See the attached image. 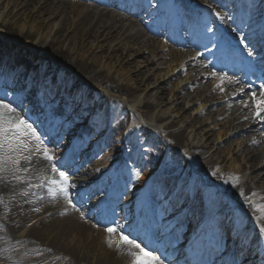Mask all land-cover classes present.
<instances>
[{
  "label": "bare ground",
  "instance_id": "obj_1",
  "mask_svg": "<svg viewBox=\"0 0 264 264\" xmlns=\"http://www.w3.org/2000/svg\"><path fill=\"white\" fill-rule=\"evenodd\" d=\"M139 1L143 4L147 2V0ZM188 1L200 2L202 0ZM13 2L14 7L21 10V14L30 16L29 22L31 23L28 25L30 27L25 29L23 28L24 24L14 26L4 23L3 21L5 18H8V14L12 10L5 13L3 19L0 21V25L3 28V38H0V64L3 59L7 58L15 66L21 65L27 68L33 64L28 58L34 60L39 58L41 61L47 63L48 70L53 68V64L66 66L69 70L73 71L71 73H76L94 84L101 85L107 91L124 96L125 98L122 99L125 100H132L131 98H134L142 90V87H139L141 84L145 88L148 84H151L147 74L153 69L152 65L154 63L153 60H149L148 58L143 60L135 59L133 61L134 74L137 76V81L135 80L133 86L126 82L118 83L115 78L107 77L106 74L95 70V62H97L98 58H106V70H109L114 65L112 60L120 59V61L126 60V62L129 60L130 53L123 55V57H121L122 53L121 55H114L112 53L111 49L113 48L110 45L115 40H118L119 43L120 41L128 43L130 46L128 48L137 47L139 49L140 47H146L150 50L154 48L152 39L149 40L140 29H134L135 23L126 22L121 15L103 8L100 10L92 6L84 9V5H80L81 2L77 3L78 5L70 4L68 0H13ZM124 4L126 3L124 2ZM192 8L194 7L192 6ZM238 8L240 10L236 14ZM208 10H203L198 14L200 15L197 21L198 24H209L210 12ZM257 10V0H247L239 6H229L227 15L231 17V22L238 24L243 29L250 28L256 31L258 26H255V23L260 20ZM13 14L16 15V12ZM220 21L222 22L221 19ZM44 22L50 26L49 32L43 35V37L35 36L34 34H38L35 31L40 30ZM201 37L197 32H194V35H189L187 40L189 43L194 42L199 47L198 40H200V43L203 40ZM93 44H95V48H93L90 57L88 56L84 59L78 58L77 55L73 56L75 52L83 53L86 51L85 48L87 49ZM20 46H25V48H21ZM201 47L207 48L209 44H201ZM137 48L136 53L139 52ZM225 48H229V46ZM248 51L245 48L243 55L245 60L251 61L253 55L248 59ZM141 54L143 53L141 52ZM170 54L173 57L175 65L178 64L177 60L179 58L185 57V51L182 50H178L177 52L170 49ZM190 54V59L183 65V69L189 67L193 75H197L202 71L200 67H204V62L198 60L194 52L191 51ZM192 57H195V59H191ZM48 60L51 64L48 63ZM118 70L120 73H123L124 68L119 67ZM143 71L146 72L142 73ZM11 78L14 77L7 76V79L5 78L6 80L4 81L7 82ZM60 79L61 85L63 84L62 86H64V91L67 90L66 96L74 102L80 104L79 102L84 100L85 102L93 103V101L96 102L98 99V95L93 91L89 92V88L84 87L81 83L75 80H68L63 74ZM155 88V93L151 96L153 100L147 99L138 105L141 116L143 118L149 117L148 120L152 124V126L148 125L149 128L137 121L135 116L130 115L131 113L126 110V106L123 105L121 100L107 99V101L103 102L106 118L125 111V114L128 115L118 120L115 125L117 129L122 130L132 125V128H135L132 133L134 138V135L137 136V131H142L149 137L151 142L163 143L165 144L164 148L168 147L167 151L161 154L159 152V148L161 147L156 146V151L148 154L147 158L158 163L161 155H163L162 174H159L157 178L165 180V189L179 186L176 197L179 200L184 199L185 205L188 206L185 216L202 219L207 207L208 214H215L210 231L212 235L220 234L221 229L230 232L231 235L238 237L241 241L240 245L246 247L249 251H258L261 248V258L264 259L262 232L259 227L255 226V220L264 226V213L261 211L255 213L254 220L248 214L241 212L238 206L218 212V209H223L228 204L231 205L228 199L248 201L251 199V195L248 194L252 190L263 188L264 165L259 169V172L252 171V186L246 183H226L223 185L221 192L226 195V199L221 198L220 194L214 189H205L189 181L190 178L189 176L187 178V175L191 170L197 171L205 183L219 181L221 175L219 172L214 171L213 164H208L207 161L204 162V165L193 163L188 165V167L180 162L179 157L176 155L177 149L181 150L184 147H189V144H186L187 140L184 139V129L179 127L172 129L176 124L173 125V122H165L170 116L165 118L153 116L152 110L168 99L162 86H158V89L157 86ZM239 88L241 87H236L231 83L226 85L222 94L217 96L221 99H226L227 104L223 108L213 109L214 111L210 112L209 115L213 114L211 117H214L220 115L222 113L221 110H228L230 114V133L238 130L241 134L246 132L253 134V138L255 137L257 143H253L252 141L250 144H245L243 148H245L246 155L249 156L250 169H254L264 157L258 151V148L261 146L260 144L264 142V122L253 118L252 112L254 109L251 105L249 107L243 106V101L250 100V96L249 98L238 99L242 93H238L236 96L232 95ZM172 90L175 91V97L173 96L175 101L178 98L183 101H189L192 93H202L205 97L204 102H207L209 106H213V99L217 100L215 98V88L211 85L204 87L203 84L198 83L194 79L179 81L174 84ZM29 91L30 88L27 89V93ZM51 92L52 95L58 93L57 90H52ZM99 95L102 96L101 94ZM144 98L146 99V97ZM3 100L5 103H10L8 98H4ZM18 101H21V99ZM176 104L178 105V103ZM19 105L18 102L12 105L14 112L7 114L9 118H19ZM32 109L36 111L40 108L34 107ZM97 117L98 122L105 124L100 116ZM207 117L208 119L210 118L209 116ZM156 122L160 125L153 126ZM197 123H199V119H196L191 127H194ZM154 131H157V133ZM211 143L213 144V141ZM67 146L69 145L66 144V148ZM263 147L264 145L261 148ZM43 150L28 145L27 148L7 151L6 154L18 162L12 163L8 161L0 163V262L2 264H131L132 257L128 255L129 249L126 245H121L120 248H117L115 244L109 246L107 243L109 234L105 229H94L89 226L78 215L79 212L69 206L67 198L59 191V186H53L51 183H48L50 179H58V174L52 173L51 164L44 158ZM63 150L61 146L60 151ZM205 151V144L191 145L188 155L192 158H197L203 155ZM84 159L72 164L69 167V171L75 172L77 176L76 182H84V185H86L89 182H94L95 177L81 176L86 174L85 169L82 167ZM111 163V160H108L104 162V165L108 167ZM127 163L122 167L127 174V179L129 176L133 177V179L134 177L136 178L137 173L140 171L138 169L140 168L131 171ZM151 173L147 175L139 173L138 177L143 178V183L139 186L144 187L149 185ZM93 184H98V182H94ZM72 186L67 188L68 196L72 192V189L77 188L76 185ZM81 186L78 185V187ZM192 186L193 188H191ZM53 192H55V195L52 194ZM241 192H243V195H241ZM185 207L172 206L171 216L173 217L175 214H178L176 218L177 222L179 221L180 211L183 208L185 209ZM35 209H39V211ZM49 209H56L58 213H47ZM134 219L136 220L137 218ZM31 221L32 223H30ZM28 223L30 224L26 226ZM194 226H189L185 223V228L188 232L186 237L187 242H194L196 231L198 233L202 232L201 227L197 230V226ZM73 235V238H77V242L83 241V244L81 245L74 240H69V237ZM161 236L159 235L157 238H161ZM111 238L115 240L118 239V236L113 234ZM229 252L230 250L226 249L225 252H222L221 256H227ZM248 259L246 257L241 261L246 262ZM163 264L167 263L163 261Z\"/></svg>",
  "mask_w": 264,
  "mask_h": 264
},
{
  "label": "rangeland",
  "instance_id": "obj_2",
  "mask_svg": "<svg viewBox=\"0 0 264 264\" xmlns=\"http://www.w3.org/2000/svg\"><path fill=\"white\" fill-rule=\"evenodd\" d=\"M166 2L168 0H165ZM185 4L187 5L186 7L193 6L196 9L202 8L206 10L207 8L211 9H219L221 14H219L224 22L226 23V26L230 29L231 33H234V31H237L236 26L230 22L228 23V17L226 16V9L221 5L219 8L217 6V3L215 0H202L198 2H192L189 3L187 0H183ZM219 2H228L232 6L236 5L238 1L240 0H218ZM70 4H77L78 2L76 0H68ZM154 4V6L158 5L157 0H151ZM202 2V3H201ZM170 4L174 5V0L169 1ZM14 2L13 0H0V21L3 19V16L5 13L9 10H12L10 14H8V18H5L3 21L4 23H9L10 25L14 26H19V25H25L23 28H29L30 23L29 22V17L30 16H25L21 14V10L18 8L14 7ZM79 4V3H78ZM77 4V5H78ZM80 5H84V9L87 7H92L94 5H91L90 3L87 4L86 2L80 3ZM181 4H178V7H180ZM98 6V5H97ZM70 7V5H69ZM101 8V6H99ZM184 9L185 7L182 6ZM99 9V8H98ZM106 10H110L116 14H120L118 10H115L114 8H108L104 7ZM192 9V8H191ZM101 10V9H100ZM16 12V15L13 13ZM15 17V18H14ZM71 18V17H70ZM128 18V17H126ZM127 22H130L127 20ZM134 23V21H132ZM138 23V22H137ZM1 26V25H0ZM13 26V27H14ZM136 30L140 29L141 32L146 34L147 38L149 40L152 39L154 42V48L147 49L146 47H140L139 49L137 47H130L128 43L124 41L118 42V40H115L111 42L110 47L113 48L112 53L115 55H126L128 53L131 54L129 57V60L126 62V60H112L113 66L110 67L109 70H106L105 68V63H106V58H98L97 62H95V70L100 71L104 74L107 75V77L110 78H115L118 83H123L126 82L130 85H134V82L136 80V75L133 61L136 60H143L145 58H148L149 60H153V69L148 72V77L150 78L151 84H148V86L145 88L143 84H141L142 90H140L134 98H131L132 100H125L122 98H125L124 96H119L111 91H107L105 88H103L101 85L94 84L93 82H90L86 78L77 75L76 73H71L73 71L69 70L66 66H59L57 64H53V68L48 70L47 68V63L41 61L39 58L30 59L32 61V65L28 66L27 68L20 66H15L8 60L7 58L3 59L2 63L0 64V77H4L7 79V76L14 77L8 81V82H0V91L2 92H9L11 96L13 95V99H19L20 96V85H24L26 82V86L30 87V91L28 92V97L29 95H35L40 99H44L42 103H45L44 106L47 105L48 100L51 97V90H57L58 93L55 95L58 99V101L63 102L64 98L67 94V90L64 91V86L61 85V75L63 74L68 80H75L79 83H81L84 87L89 88V92L93 91L96 95H98V99L96 102L93 101V103H88L85 102L84 100L79 102L80 110L78 111V114L82 115L80 117L75 116L72 120L69 119L68 123L66 125V130L68 137L71 138L72 140L75 138V136H72L76 133H74V129H76L77 124L80 123V121L84 120H90V126L87 130L83 131V134L81 137H79V141L74 144V150L71 152L69 151H60V148L63 144V137H60L58 139L57 146L55 147V152L53 151L50 152L53 156L59 159V161L62 158V163L58 164V160L56 161H48L51 165L52 163H56L57 167L62 170L66 171L68 176L70 177V182L73 186L77 185L75 182H73L74 179L77 178L75 175V172H70L69 167L78 162L82 161V158L84 155L87 153L86 158L82 162V167L85 169L86 174H83L81 176H93L95 177L96 182H100V186L95 189L94 191L90 192V194L86 198H92L93 201V206L95 204H101L102 202L106 203V200H109V195L113 194H118V202L117 204L119 205L118 208H115L114 210V218L116 216H119L120 218L123 217V211H127L131 209L135 204V200L139 199L140 197L145 200V202L148 203L147 210H149L152 215L155 217L157 213V205L155 204V199L156 197H145L142 195V191L144 190L145 192H148V189L152 188V185L155 181H152L151 185L141 187L139 185H142L143 183V178L136 176V178L132 177V180L128 182L127 180H123V171L121 172V176L119 177L118 181L122 180L115 190H113V187L111 186L112 183V170L106 168L104 165L105 161L111 160L117 156L118 152L124 151L128 153L133 157L131 159L133 162H138L140 171L138 173H141L143 175H147L152 171H155L157 173H160L162 170H157L155 167L156 166V161H151L147 158V155L156 151V146H159V152L165 153L167 151V148L165 147V144L163 143H153L149 140V137L143 133L142 131H137V136L135 138L133 137L132 133L134 129L132 128V125H129L128 127L120 130L115 127L116 123L118 120L123 118L124 116H127L128 114H125V111L120 112L119 114H115L113 116H110L106 118L105 114V105H103L104 101H107V99H115V100H121L123 102V105L126 106V110L130 112V115H133L136 117L137 121H139L142 125L146 126L149 128L148 125L152 126L149 122V117L148 118H143L141 116L140 112V105L143 101L145 100H150L152 101L153 98L151 97L154 93L156 88L154 87L157 86H162L164 88V93L167 96V100H165L163 103L159 104L154 110H152L153 116L158 117L161 116L163 118L170 116L168 120L165 122H173L174 127L172 129H177L182 128L184 129V136L187 141L186 144H189V147H184L183 149H177L176 155L179 157L180 162L183 163L186 167L188 165H191L193 163H199L200 165H204V162L207 161L208 164H213V169L214 171L219 172L221 175V179L219 181L211 182V183H205V181H202L200 174L197 171L191 170L190 173L187 175V178L189 176V181H192V183L200 185L204 187L205 189H214L216 190L221 198L226 199V195L221 192V189L223 185L226 183H241V184H249L252 186V181L251 180L253 177L252 171L254 170L255 172H259V169L264 165V157L261 160V162L254 167V169H250V162H249V156L246 155L245 144H250L252 141H255V137L253 138V134L250 132H246L241 134L240 132L235 131V133H230L231 129L229 126V111L228 110H221L220 115H216L214 117H211L213 114H210V112H213V109H220L227 104L226 99H221L217 95H221L222 91L220 90L219 87L215 88V98L217 100H214L213 106H209L207 102H204V95L202 93H192L189 101H183L182 99L178 98L175 101V98L173 99V96L175 94V91L172 90L174 88V84H176L179 81H186L187 79H196L200 81L201 83L204 84H209L211 82V78L208 76H204V78L201 79V76L196 75L194 76L192 73V70L189 68L183 69V65L189 58H179L178 64L175 65L173 61V57L170 54L169 51L170 49L175 50L178 52L179 49L183 48L178 44L170 42L166 36L161 34L160 32L158 33H151L145 30V26L140 23L136 24L135 23ZM134 27V28H135ZM50 26L44 22L43 27L35 32H38V34H34L37 37H43V35L47 34L49 32ZM208 29H211V31H208ZM198 31L202 32L204 34V37L206 38L207 41L212 42L216 45H220L221 42V37L218 32H216L212 25H207L203 27H198ZM240 31V30H239ZM3 28L2 26L0 27V38H3ZM51 34V32H50ZM36 38V37H35ZM213 44V46L215 45ZM21 48H25V46H20ZM95 48V44L92 46L88 47L87 49L85 48L86 51L83 53L80 52H75L73 56H78V58H87L88 56L92 54V50ZM136 48L139 50L138 53H136ZM200 55L202 54L201 52H204L202 49L197 50ZM141 52L143 54H141ZM47 62V61H46ZM48 63L51 64V62L48 60ZM129 63V64H128ZM142 65V64H141ZM119 67H123V73L119 72ZM133 69V70H131ZM134 71V72H133ZM146 71H143L142 73H145ZM51 73V74H50ZM137 81V80H136ZM237 82V81H236ZM10 84V86H4V84ZM214 86V85H213ZM223 87V86H221ZM19 90V91H18ZM192 91V90H190ZM254 92L255 90H246L244 89V94L240 96L238 99H243L247 96H250L248 93L249 92ZM195 92V91H194ZM101 94L102 96H100ZM60 97V98H59ZM143 97H146V99ZM175 97V96H174ZM3 98V95L0 94V99ZM36 98V97H35ZM96 98V96H95ZM93 98V100H95ZM219 98V99H218ZM140 103V104H139ZM178 103V105L176 104ZM49 104V103H48ZM155 105V104H154ZM68 108V112L71 113L72 116H74V113L77 111V103H72L66 105ZM90 110H93L92 118L88 116L90 113ZM160 115H156V114ZM20 116H23L28 123H31L34 128H38L37 124V118L36 117H31L23 114L21 111H19ZM208 114V115H207ZM156 115V116H155ZM97 116H100L105 124H102L97 121ZM209 116L210 118L208 119ZM159 118V117H158ZM199 119V123L195 124L194 127L193 124L195 123V120ZM153 121V120H152ZM203 121V122H202ZM177 122V123H176ZM160 125L157 122L153 126ZM101 127V128H100ZM205 127V128H204ZM204 128V130H202ZM151 131V130H150ZM157 133V131H154ZM40 133L37 132V135ZM65 134V132H64ZM246 135V136H245ZM131 136V137H130ZM58 136L56 137L57 140ZM162 139H164L161 136ZM22 139L25 140V143L27 145H33V140L35 138H32L31 136L27 137H22ZM215 140V141H214ZM83 141V142H82ZM164 141V140H163ZM213 141V144L211 143ZM263 141V140H259ZM82 142V143H81ZM62 143V144H61ZM205 144L206 146V151L203 155L197 158H192L188 155L189 153V148L191 145H201ZM261 146L258 148V151L262 156H264V142L260 144ZM79 147L80 152H78V156L76 153L75 149L76 147ZM36 147V145H35ZM64 147V146H63ZM66 153L64 154V152ZM179 152V153H178ZM64 154V156H63ZM163 159V155L160 157ZM72 161V162H71ZM69 162L70 165L68 164ZM163 164L162 162L159 163V166ZM129 167H133L129 163ZM52 171V170H51ZM53 173V171H52ZM153 175H151V179L153 178ZM233 177H236L238 179H233ZM72 179V180H71ZM80 182V181H79ZM78 182V184H79ZM81 183V182H80ZM84 184V182L82 183ZM92 183H89L91 185ZM97 186L96 184H94ZM72 186V187H73ZM88 186V185H87ZM86 188V185H85ZM179 186L177 187L176 190H178ZM159 189V187H158ZM161 191L165 192V195H168V198L162 197V200L164 198V203H167L166 200L169 202V199L171 200L173 197H175V190L172 192L170 189H165L160 187ZM81 191L78 190V188H75L73 193H70V196L67 197L66 200L71 199L72 203L75 205V210L78 213V215L81 217V213H84V205L79 202H77V197L79 196ZM109 194V195H108ZM154 194H156L154 192ZM145 195V194H144ZM248 195H251V199L248 201H240V200H231L228 199L229 202H231V205H226L223 209H218V212H221L223 210H228L232 208L233 206H238L240 207V211L248 214L251 218L255 220V213L261 211L259 208L255 207L256 205H264V186L263 188H260L258 190H252ZM107 196V198L103 199V197ZM83 197V195H82ZM80 198V197H79ZM85 198V196H84ZM85 198V199H86ZM153 201V202H151ZM176 206L182 208L184 206V199L179 200L174 199L172 200ZM71 206V205H70ZM163 212H161L157 218L160 219L161 223L166 222L168 219V214L169 211L167 208H162ZM57 210L49 209L47 213H58L56 212ZM206 213H208L207 207H206ZM182 212V211H181ZM206 215V214H204ZM209 217V216H207ZM84 219L86 223L91 226L92 228L96 227V224L92 219L90 218H84L81 217V219ZM206 218V217H205ZM196 217L192 218L189 217L186 219V223L188 225H198V222L196 221ZM213 217H210L208 222H211ZM32 223V221L30 222ZM30 223H28L26 226H28ZM120 223V221H118ZM142 224V222H140ZM155 225V224H154ZM157 225V224H156ZM255 226L259 227H264L262 224L258 223L255 220ZM177 231L181 232V238H178V241H183L186 242V236H187V229L182 228L180 226ZM222 231V229H221ZM225 231V230H224ZM224 239L222 237V240H227L230 232H225L224 234ZM73 236L69 237V240H74L77 242V238H73ZM79 244H83V241L77 242ZM227 242H223L222 244L225 245ZM262 243H264V233H262ZM96 255V254H94ZM93 257V256H92ZM0 264H2L0 262Z\"/></svg>",
  "mask_w": 264,
  "mask_h": 264
},
{
  "label": "snow or ice",
  "instance_id": "obj_3",
  "mask_svg": "<svg viewBox=\"0 0 264 264\" xmlns=\"http://www.w3.org/2000/svg\"><path fill=\"white\" fill-rule=\"evenodd\" d=\"M216 16L219 18V13H216ZM208 31H211V29H208ZM247 38L248 37L245 34L241 33L239 43L244 44ZM198 55L200 54L197 53V56ZM247 55L251 57L252 51L249 50ZM191 59L194 60L195 57H192ZM212 75L215 76L217 74L212 73ZM225 79H228L229 83L235 82L232 78H227L224 74H220L218 83L215 86L219 87L221 91H224L221 85L224 83ZM248 87L250 89L251 85ZM238 93H244V88H239L237 92L232 93V95L236 96ZM248 94L250 95V100H244L243 106L249 107V105H251L254 109L252 112L253 118L257 121L264 122V84L260 85L259 94L251 91ZM13 112L14 108L12 105L10 103H5L3 99H0V163L8 161H11L12 163L18 162L6 153L7 151L27 148L28 145L22 137L31 136L32 138L39 139L36 129L31 123H28L23 116H20L19 118H9L7 114ZM245 119H247V117H245ZM253 143L257 142L253 141ZM43 156L48 161H56L57 159L50 154L47 149L43 150ZM51 170L58 174V179H50L48 183H51L53 186H59V191L67 198V188L71 186L70 177L66 171L60 170L55 162L52 163ZM137 176H139V173H137ZM17 179L19 178L17 177ZM233 179L238 178L233 177ZM52 194L55 195V192ZM241 195H243V192H241ZM67 202L72 207H75L71 199H68ZM255 207L259 208L261 212L264 213V205H256ZM35 210L39 211V209ZM83 216L84 213H81V217ZM105 231L109 234V239L107 241L109 246L115 244L117 248H120L121 245H126L128 247V255L132 257L131 264H163V261L154 251L148 250L147 246H142V243L137 242L136 238H130L129 235L124 234L119 225H116L115 227L108 226ZM260 231L264 233V227H261ZM117 232H119L118 239H112L111 237L113 234Z\"/></svg>",
  "mask_w": 264,
  "mask_h": 264
}]
</instances>
